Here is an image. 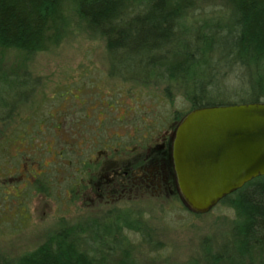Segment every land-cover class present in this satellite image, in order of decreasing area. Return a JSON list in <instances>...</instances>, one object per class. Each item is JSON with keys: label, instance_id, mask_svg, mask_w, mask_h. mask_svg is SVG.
I'll use <instances>...</instances> for the list:
<instances>
[{"label": "trees", "instance_id": "obj_1", "mask_svg": "<svg viewBox=\"0 0 264 264\" xmlns=\"http://www.w3.org/2000/svg\"><path fill=\"white\" fill-rule=\"evenodd\" d=\"M68 12L104 39L110 74L131 84L129 94L137 93L133 86L149 92L161 88L169 103L174 95H180L187 107L156 120L158 124L136 126L135 135L123 141L118 129L108 135L100 113L88 115L85 101L66 89L58 97L64 102L70 99L72 107L80 108L66 115L59 110L56 116L48 110L33 130L41 133V124L54 119L47 126L57 137L65 119L79 122L77 132L69 130L65 139L71 149L49 150L44 139L34 146L28 119L14 134H1L0 177L14 169L16 179L20 178L11 186L0 178V240H9L20 229L21 221H29L26 207L33 194L51 195L61 184L66 197L73 195V199L78 187L96 192L107 170L145 167L151 161L148 152L168 141H164L166 134L175 132L191 110L264 102V0H0V48L34 54L48 43H58L65 33ZM11 78L20 85L34 83L28 75L0 70V81ZM20 100L9 102L0 95V123L12 116ZM110 119L113 125L123 126V116ZM82 120L92 121L88 130L92 137L81 135ZM86 140L93 143V149H81ZM29 144L34 146L29 150L38 149L41 155L22 157V149ZM43 148L59 163L45 162ZM13 149L16 154L12 155ZM35 163L40 172L35 171ZM29 166L34 167L30 175ZM69 169H73V176ZM64 180L70 185L63 186ZM8 186L11 191H7ZM181 202L191 214L199 215ZM219 203L234 211L231 227L222 235L202 237L198 256L187 264H262L264 175ZM140 215L121 205L78 223L62 224L33 250L0 258V264H155L142 262L145 258L139 255L140 247L153 242ZM130 234L140 235L141 241L136 243ZM156 246L149 247L151 252L157 251Z\"/></svg>", "mask_w": 264, "mask_h": 264}, {"label": "rangeland", "instance_id": "obj_2", "mask_svg": "<svg viewBox=\"0 0 264 264\" xmlns=\"http://www.w3.org/2000/svg\"><path fill=\"white\" fill-rule=\"evenodd\" d=\"M0 70L28 75L34 82V85L29 86L27 83L20 85L15 78L6 82L0 81V95L5 100L13 102L21 99L15 104L12 116L0 123V135L14 134L19 126L22 127L21 122L28 119L27 127L34 134V146L42 144L44 139L48 142L49 150L58 151L66 146L67 149H71L70 145L65 144V139L70 133L69 130L74 132L78 130L79 122L70 123L69 119L61 123L57 137H54L50 126H47L52 125L54 119L45 125L41 124V133L33 130L37 119L40 115H46L48 110L56 116L59 110L66 115L72 109L80 108L72 107V100L64 102L58 97L66 89H71L69 92L74 98L77 95V98L85 101L83 107L88 109V115L100 113L101 120L107 123L105 126L109 129L108 135L110 131L118 129L123 134V141L135 135L136 126L138 129L151 126L156 120H164L175 109L182 110L187 107V103L180 95H174L169 103L164 98L161 88L149 92L147 89L138 90L139 87L133 86L137 93L129 94L131 84L124 82L119 76L110 74L104 39L69 12L61 41L48 43L42 51L34 54H26L19 49L0 48ZM129 107L135 111H130ZM118 116H123V126L118 127L111 122L110 118ZM82 123L86 128L84 126L80 128L81 135L85 138L92 137L88 131L93 126L92 121L82 120ZM174 134L172 131L166 134L164 141H170V148L167 154L161 151L158 157L160 160L152 162L153 166L146 167V171L123 175V189H120L117 180L110 183L108 180L111 176L108 174L100 180L101 188L98 193L97 189L95 192L90 188L78 187L74 200L73 195L66 197L65 190L60 188L61 184L59 188H53L51 195L33 194L26 207L29 221H21L20 229L9 240H0V258H14L23 252L33 250L49 232L62 224L78 223L87 216L99 215L114 206L123 205V209L141 213L143 224L153 241L149 247L154 248L155 245L160 247L161 244L160 248L156 246L157 251H152L153 254L146 244L140 247L139 255L145 258L142 262L149 260L155 264L189 263L198 256L201 238L224 234L231 227L235 216L234 211L224 203H218L210 211L199 215H193L185 209L181 202L182 197L171 157ZM34 146L31 147L29 144L23 148L22 157H31L32 153L41 155L38 149L29 150ZM81 149L83 151L93 149V143L86 140ZM42 150L45 162H50V165L55 161L59 163L51 154L46 153L45 148ZM11 154H16L15 149L11 150ZM34 167H37L36 172L42 170L36 163ZM34 167L29 166L28 175L33 174ZM72 171L73 169L68 170L73 176ZM11 173L0 177L4 184H14L20 178L19 175L16 179L14 169ZM68 183L70 185V182L64 180L62 185L68 186ZM10 186L7 187V191H11ZM130 238L136 243L141 241L140 235L130 234ZM259 262L257 264H260ZM261 263L264 264V255Z\"/></svg>", "mask_w": 264, "mask_h": 264}, {"label": "water", "instance_id": "obj_3", "mask_svg": "<svg viewBox=\"0 0 264 264\" xmlns=\"http://www.w3.org/2000/svg\"><path fill=\"white\" fill-rule=\"evenodd\" d=\"M172 159L185 205L198 214L264 175V102L195 108L176 127Z\"/></svg>", "mask_w": 264, "mask_h": 264}, {"label": "flooded vegetation", "instance_id": "obj_4", "mask_svg": "<svg viewBox=\"0 0 264 264\" xmlns=\"http://www.w3.org/2000/svg\"><path fill=\"white\" fill-rule=\"evenodd\" d=\"M169 144H170V141L168 140L165 143H159L158 145L155 146V148L153 150L150 149L151 151H149L148 153L150 154L151 161L145 167H139V166L136 167V168L130 167L129 169L124 170L123 167L118 166V167H116V168H114V169H112L110 171L107 170L105 172L106 175L109 174L111 176L108 181H110V183H112L113 180H117V182L119 183L120 189H123V175L128 176L132 172H139V171H142V170L146 171V169H147L146 167L153 166L154 163H152V162L160 160V158L158 159V157L160 156L161 151H162L163 154H167V151L170 148ZM171 157H172V151H171ZM173 169H174V165H173ZM176 181H177V179H176ZM104 184L106 186V182H104ZM100 188H101V186H98L97 193H98Z\"/></svg>", "mask_w": 264, "mask_h": 264}]
</instances>
